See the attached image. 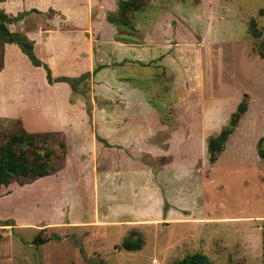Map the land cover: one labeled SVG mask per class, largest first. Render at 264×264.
Segmentation results:
<instances>
[{"label":"rangeland","instance_id":"rangeland-1","mask_svg":"<svg viewBox=\"0 0 264 264\" xmlns=\"http://www.w3.org/2000/svg\"><path fill=\"white\" fill-rule=\"evenodd\" d=\"M29 1L0 0L8 24L39 19L25 11ZM158 17L169 19L172 32L178 27L183 47L169 55L181 59L152 70L125 67L122 76L140 93L101 96L90 79L69 99L63 95L72 105L81 100L75 109L40 111L35 101L43 92L34 85L41 77L31 68L50 84L22 51L28 63L15 70L37 77L27 106L13 102L9 113L27 119L33 137L50 147L54 169L0 189V264H173L194 254L213 264H264V164L257 153L264 135V0H148L134 16L137 43ZM153 70H162L161 80L151 78ZM47 89L45 101L52 98ZM242 101L247 110L211 164L208 141ZM52 120L60 127L50 131ZM24 123L0 119V145L27 132ZM132 232L143 236L138 251L120 247ZM37 237L48 241L35 244Z\"/></svg>","mask_w":264,"mask_h":264},{"label":"crops","instance_id":"crops-1","mask_svg":"<svg viewBox=\"0 0 264 264\" xmlns=\"http://www.w3.org/2000/svg\"><path fill=\"white\" fill-rule=\"evenodd\" d=\"M39 1L43 2V0H35V2L30 0L25 8L28 13L33 10L30 16L39 17V19L25 21L16 28L10 24H7V27L12 33H20L33 43L35 55L44 63L50 65L54 77L78 78L85 73H92L96 94L101 96L107 93L130 95L135 92L138 93L139 90L132 89L129 78L122 76L125 67L138 63H151L152 70L156 62L166 67V64L176 63L178 59H181L179 54L177 59L169 55L173 50L178 53L183 47L182 43H184L178 35V27L172 32L173 28L169 23V19L158 17L155 20L153 18L151 27L145 31V35H141L143 42L127 44L116 40L117 28L107 21V14L117 11L119 0H48V3L45 5L43 3V6ZM51 11L53 15L47 16V13ZM43 14L47 18L44 19ZM149 15H151V10H149ZM0 53L3 60V67L0 71V119L19 117L24 120L27 130L30 131L29 133H35L27 125V119H23L24 117L20 114L12 117L13 115L10 116L9 113L10 104L13 102L14 104L20 103V105L27 106L29 86H36V90L41 87L42 96H44V88L50 87L47 90L52 91V98H48L47 101L42 96L35 101L40 111L44 106H50L52 110H59L61 104H65L71 109L81 105V100L77 101L76 105H72L70 101L66 102L72 92L68 84L47 85L43 80V75L41 76V70L38 71L32 67V75L39 72L41 77L37 79L36 85L33 86L32 83L35 82L37 76H33L34 80H29L26 72L22 74L20 70H15V64L23 60L28 63L25 56H23L21 47L3 42L0 46ZM42 58H45V60ZM98 67L100 69L94 73V70ZM159 71H151V78L156 81L161 80V77L158 76ZM21 76L25 80L21 79ZM157 84L158 86L151 82V87H159L158 82ZM17 87L19 88L13 94L15 96L12 97L10 90ZM63 95L68 98L64 99ZM151 110H154V108L151 107ZM50 124V131L60 127L59 124L56 126L53 120ZM71 125L74 129L80 130L81 126L78 121L71 122ZM77 142H80V140L77 139ZM153 148L155 147L152 146V156H154V153H152ZM69 152L68 158L71 157V149ZM79 154L75 157L79 158ZM0 222V226H4L5 221L0 220ZM5 225L7 224L5 223Z\"/></svg>","mask_w":264,"mask_h":264},{"label":"trees","instance_id":"trees-1","mask_svg":"<svg viewBox=\"0 0 264 264\" xmlns=\"http://www.w3.org/2000/svg\"><path fill=\"white\" fill-rule=\"evenodd\" d=\"M148 0H120L116 12L107 14V21L117 28L116 40L122 43L135 44L139 40L136 39L134 16L137 12L146 8ZM10 18L0 12V41L10 44H23L22 51L28 56L30 61L36 67H42L46 71V78L50 85L59 82H66L74 92L83 83H87L92 79V73H85L78 78L57 77L54 78L51 69L40 60L34 53L33 43L27 40L20 33H12L7 24ZM251 28L255 38L259 37L256 31V24L251 22ZM264 57V51L259 52ZM143 67H148L151 63H139ZM3 67L2 55L0 53V71ZM100 69L99 67L94 70V73ZM152 97V96H151ZM154 103V102H153ZM152 103L155 109V105ZM247 110V102L242 101L236 111L231 114L228 124L217 135L213 136L208 141L209 161L214 164L218 160V155L224 150L225 143L230 135L235 132L237 124L242 115ZM91 116L90 110H87ZM34 134L28 133L23 130V133L14 134L7 137L2 145H0V188L8 187L13 181H22L23 179H37L47 176L53 166V152L44 141L37 140ZM98 141L103 142L105 145L108 143L96 135ZM62 151H65V145L59 144ZM257 153L264 164V135L257 142ZM1 225V222H0ZM7 225H10L7 222ZM59 238V237H58ZM35 244H44L48 240L36 238ZM144 240L140 233L132 232L124 238L121 243V248L127 251H138L143 247ZM173 264H213L210 259L204 254H194L186 256Z\"/></svg>","mask_w":264,"mask_h":264},{"label":"water","instance_id":"water-1","mask_svg":"<svg viewBox=\"0 0 264 264\" xmlns=\"http://www.w3.org/2000/svg\"><path fill=\"white\" fill-rule=\"evenodd\" d=\"M20 19V17H14L13 18V22H17L18 20ZM19 45V47H23V44L22 43H20V44H18Z\"/></svg>","mask_w":264,"mask_h":264},{"label":"built area","instance_id":"built-area-1","mask_svg":"<svg viewBox=\"0 0 264 264\" xmlns=\"http://www.w3.org/2000/svg\"><path fill=\"white\" fill-rule=\"evenodd\" d=\"M154 264H157V263H154Z\"/></svg>","mask_w":264,"mask_h":264}]
</instances>
